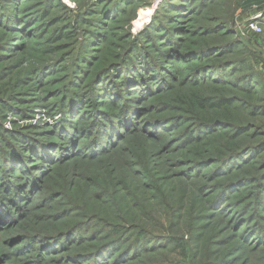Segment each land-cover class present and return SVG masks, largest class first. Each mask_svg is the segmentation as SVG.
<instances>
[{"label":"rangeland","instance_id":"1","mask_svg":"<svg viewBox=\"0 0 264 264\" xmlns=\"http://www.w3.org/2000/svg\"><path fill=\"white\" fill-rule=\"evenodd\" d=\"M0 264H264V0H0Z\"/></svg>","mask_w":264,"mask_h":264},{"label":"bare ground","instance_id":"2","mask_svg":"<svg viewBox=\"0 0 264 264\" xmlns=\"http://www.w3.org/2000/svg\"><path fill=\"white\" fill-rule=\"evenodd\" d=\"M146 19V14L144 12H141L139 15V20L137 21L136 25L144 23V20Z\"/></svg>","mask_w":264,"mask_h":264}]
</instances>
